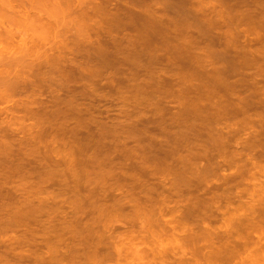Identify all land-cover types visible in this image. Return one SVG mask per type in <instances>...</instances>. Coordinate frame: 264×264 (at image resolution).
Returning <instances> with one entry per match:
<instances>
[{
  "label": "clouds",
  "instance_id": "obj_1",
  "mask_svg": "<svg viewBox=\"0 0 264 264\" xmlns=\"http://www.w3.org/2000/svg\"><path fill=\"white\" fill-rule=\"evenodd\" d=\"M0 264H264V0H0Z\"/></svg>",
  "mask_w": 264,
  "mask_h": 264
},
{
  "label": "rangeland",
  "instance_id": "obj_2",
  "mask_svg": "<svg viewBox=\"0 0 264 264\" xmlns=\"http://www.w3.org/2000/svg\"><path fill=\"white\" fill-rule=\"evenodd\" d=\"M244 5H245V0H235V6L236 7H243ZM131 17H132L133 21L132 20H131L132 22L127 21L126 26L131 27L136 33L139 34V37L144 42V44L147 48H152L154 45H162L164 43V37H165L164 27H162V26L150 27V26L145 24L142 17H139V16L134 17V15H131L129 18L131 19ZM129 18H128V20H129ZM130 23H133V24H130ZM134 24H138V25H134ZM140 29L141 30L143 29V30L141 31ZM209 39H211V37H209ZM105 59H109V58L107 56H105ZM229 63L234 65L235 60L230 58ZM160 66L166 67V69L170 72H177V73H181V74H189L190 73V66L187 62V57L176 58L172 64H168V65H165V62L163 60H161ZM174 86H175V81H166L164 84V89L165 90H173Z\"/></svg>",
  "mask_w": 264,
  "mask_h": 264
},
{
  "label": "bare ground",
  "instance_id": "obj_3",
  "mask_svg": "<svg viewBox=\"0 0 264 264\" xmlns=\"http://www.w3.org/2000/svg\"><path fill=\"white\" fill-rule=\"evenodd\" d=\"M130 16H131V15H129V17H130ZM135 16H136V15H134V17H135ZM129 17H128V18H129ZM139 17H140V16H139ZM139 17H138V18H139ZM136 18H137V17H136ZM139 19H140V18H139ZM131 20H132V17H131V19L129 18V20H127V21H131ZM134 20H135V19H134ZM132 21H133V20H132ZM132 21H131V22H132ZM134 23H135V22H134ZM130 24H133V23H130ZM134 25H138V24H134ZM134 25H133V26H134ZM143 27H144V26H143ZM146 27H147V26H146ZM137 28H138V27H137ZM140 30H141V29H140ZM142 30H143V29H142ZM142 30H141V31H142ZM154 30H155V29H154ZM143 37H144V36H143Z\"/></svg>",
  "mask_w": 264,
  "mask_h": 264
}]
</instances>
